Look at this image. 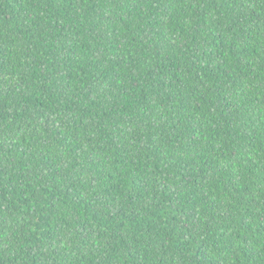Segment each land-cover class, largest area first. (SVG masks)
<instances>
[{
	"label": "trees",
	"instance_id": "16d2710c",
	"mask_svg": "<svg viewBox=\"0 0 264 264\" xmlns=\"http://www.w3.org/2000/svg\"><path fill=\"white\" fill-rule=\"evenodd\" d=\"M0 264H264V0H0Z\"/></svg>",
	"mask_w": 264,
	"mask_h": 264
}]
</instances>
